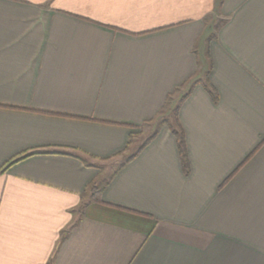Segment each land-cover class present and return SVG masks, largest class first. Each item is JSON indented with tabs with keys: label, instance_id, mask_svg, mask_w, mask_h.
I'll return each instance as SVG.
<instances>
[{
	"label": "crops",
	"instance_id": "1",
	"mask_svg": "<svg viewBox=\"0 0 264 264\" xmlns=\"http://www.w3.org/2000/svg\"><path fill=\"white\" fill-rule=\"evenodd\" d=\"M0 264H264V0H0Z\"/></svg>",
	"mask_w": 264,
	"mask_h": 264
},
{
	"label": "trees",
	"instance_id": "2",
	"mask_svg": "<svg viewBox=\"0 0 264 264\" xmlns=\"http://www.w3.org/2000/svg\"><path fill=\"white\" fill-rule=\"evenodd\" d=\"M211 93H212V96H214V98L217 99V95L214 94L212 92V90H211ZM185 98H186V96L180 102L184 101ZM179 104H181V103H179ZM178 110H179V106L176 107L175 114L178 113ZM176 116H177V114H176ZM169 127L172 128V131L174 132V134L177 137L176 139L178 140V148H179L178 151L180 152V155H181V158H182V162L181 163L183 164L184 169H186V171H187L188 168H189V162H188V155H187V151H186L187 148H186V142H185V139H184L185 138L184 133L181 130L180 126H178L177 124H176V126H173V124H170ZM152 139H153V137L152 138H149L147 140H148V142H150ZM144 146L138 151L139 153L144 148ZM138 152H136L135 155H133L132 157H130L127 162L133 160L138 155ZM32 155H33V153H26V154L17 156V158L14 157L10 161H8V163H6L5 168H9L10 166L14 165L15 163H18V162H20V161H22V160H24V159H26V158H28L29 156H32ZM92 192L94 194H96L98 192L97 191V188L94 187L93 190H92Z\"/></svg>",
	"mask_w": 264,
	"mask_h": 264
},
{
	"label": "rangeland",
	"instance_id": "3",
	"mask_svg": "<svg viewBox=\"0 0 264 264\" xmlns=\"http://www.w3.org/2000/svg\"><path fill=\"white\" fill-rule=\"evenodd\" d=\"M171 113L172 112H166V113H163L161 117H165V118H169V121L174 125V119H173V116L171 117Z\"/></svg>",
	"mask_w": 264,
	"mask_h": 264
}]
</instances>
